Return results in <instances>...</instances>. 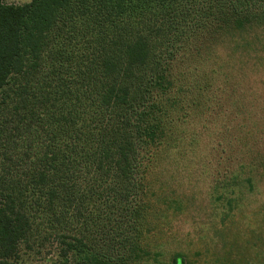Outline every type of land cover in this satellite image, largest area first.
I'll return each instance as SVG.
<instances>
[{"label": "trees", "instance_id": "trees-1", "mask_svg": "<svg viewBox=\"0 0 264 264\" xmlns=\"http://www.w3.org/2000/svg\"><path fill=\"white\" fill-rule=\"evenodd\" d=\"M249 19L264 27V0L0 1V264L22 248L53 249L54 264L141 251L171 62L232 21L245 43Z\"/></svg>", "mask_w": 264, "mask_h": 264}, {"label": "rangeland", "instance_id": "rangeland-1", "mask_svg": "<svg viewBox=\"0 0 264 264\" xmlns=\"http://www.w3.org/2000/svg\"><path fill=\"white\" fill-rule=\"evenodd\" d=\"M252 23L243 25L245 43L233 42L242 30L236 21L197 33L195 50L182 42L160 95L164 116L148 170L150 216L142 249L129 260L112 256L118 264H171L176 256L183 264H214L225 262L223 255L230 264H264V27L250 29ZM212 33L221 47H197ZM79 257L80 264L103 261L92 252ZM54 260L53 249L22 248L16 264Z\"/></svg>", "mask_w": 264, "mask_h": 264}]
</instances>
